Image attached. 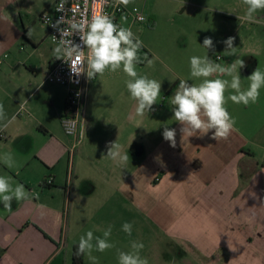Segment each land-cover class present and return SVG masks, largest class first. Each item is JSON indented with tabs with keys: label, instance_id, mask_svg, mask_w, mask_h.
Segmentation results:
<instances>
[{
	"label": "crops",
	"instance_id": "crops-1",
	"mask_svg": "<svg viewBox=\"0 0 264 264\" xmlns=\"http://www.w3.org/2000/svg\"><path fill=\"white\" fill-rule=\"evenodd\" d=\"M170 1L185 11L190 5L196 13L183 14V24L171 27L167 22L175 20L160 15L169 4L150 6L149 0H133L126 8L141 4L151 16L143 25L155 33L164 22L169 34L183 27L187 52L201 57L207 54L203 35L209 14L235 17L237 5L242 4V0ZM56 2L0 0V59L4 53L17 52L21 43L30 51L29 59L34 53L40 57L39 63L28 64L17 55L0 68V103L9 119L15 116L0 132V155L11 153L15 163L9 168L0 162V175L38 194L18 202L13 198L10 211L0 202V264H72L80 236L93 231L102 237L109 225L113 226L110 241H117L119 248L115 255L93 251L98 264H118L117 250L131 251L132 241L142 242L145 249L144 233L150 230L157 235L153 244L159 246V264H179L185 256L194 264H264V88L255 104L228 100L226 108L236 123L227 140H214V130L204 136H183L169 98L179 79L198 85L202 78L188 74L190 63L161 61L159 50L143 44L150 59L159 61L146 75L161 82V98L151 111L136 116L137 102L125 85L128 77L99 80L97 76L89 82L85 139L76 148L71 170L75 141L61 122L68 91L46 82L60 60L53 56L56 44L48 30L35 36L30 29L42 23L43 13H54ZM238 43L234 39L233 47ZM243 43L224 66L240 57ZM247 50L257 52L252 47ZM259 66L246 63L239 69L243 89ZM231 94L229 88L225 95ZM165 126L176 130L175 147L163 138ZM114 142L127 152L126 165L106 156ZM51 177L53 185L43 186ZM125 222L133 225L131 236L122 231ZM140 255L146 258L141 251ZM84 264H92L87 255Z\"/></svg>",
	"mask_w": 264,
	"mask_h": 264
},
{
	"label": "clouds",
	"instance_id": "clouds-1",
	"mask_svg": "<svg viewBox=\"0 0 264 264\" xmlns=\"http://www.w3.org/2000/svg\"><path fill=\"white\" fill-rule=\"evenodd\" d=\"M85 2L87 3V0ZM107 2L108 0H93L90 18L82 14L79 19L76 16L69 19L65 9L68 0H60L55 10L65 15L60 16L55 23L49 21L61 35L59 40L54 37L56 46L53 49V56L68 63L72 75L79 77L86 73L89 80L103 76L106 72L116 73L122 69L128 77L125 81L126 89L130 97L137 102L135 115L142 117L146 112L151 111L152 106L161 98V82L137 73V64L147 61L148 66H152L154 60L148 59L147 54L141 56L143 42L131 28L115 23L112 16L102 11L103 5ZM132 2L133 0H115L116 5L125 7ZM242 3L246 6L242 18L249 23H260L261 18H258L256 14L264 12V0H242ZM65 24L67 27H60ZM74 34L79 35L81 43H75L70 39ZM233 43V37H228L224 41L225 54L229 56L236 54ZM85 47L88 50L87 54H85ZM203 47L205 49L214 48L213 40L206 37L203 40ZM244 67L245 61L239 58L230 65L224 66L214 62L207 54L202 57L196 55L190 57V76L202 78V82L196 85L189 83L188 80L179 79L178 87L169 98L175 120L183 126L181 128L183 136L191 137L197 133L204 136L210 130H214L212 134L214 140L228 139L235 130L236 123L226 108L228 100L245 106L250 103L255 104L259 99L260 89L264 88V71H261L259 67L247 77L250 82L248 87L242 88L239 69ZM215 74L231 79H210ZM229 88L233 90V94L226 96ZM21 111H23V105ZM13 120L15 116L9 119L3 103H0V132L5 131ZM66 131L70 135L73 134L74 125L67 127ZM175 137L176 130L165 126L163 138L173 147L176 145ZM106 156L118 165H126L129 161L127 152H123L122 146L117 142L108 145ZM0 162L9 168L15 163L11 153L0 155ZM32 196L38 198V194L29 193L23 184L13 185L10 177L0 175V202L3 203L5 209L11 210L13 198L18 202ZM112 227L109 225L103 230L102 237L94 236L93 231L80 236L76 255H87L92 264H98V258L93 255V251L103 253L116 247L110 241ZM132 228V223L122 224V231L129 236L132 234ZM130 248L131 251L128 252L117 250L118 264H149L148 260L140 255V251L144 248L142 242L132 241Z\"/></svg>",
	"mask_w": 264,
	"mask_h": 264
},
{
	"label": "rangeland",
	"instance_id": "rangeland-1",
	"mask_svg": "<svg viewBox=\"0 0 264 264\" xmlns=\"http://www.w3.org/2000/svg\"><path fill=\"white\" fill-rule=\"evenodd\" d=\"M151 1V5H159L166 6L169 4L168 9L161 10L160 15L161 18L165 16L168 20L172 19L175 20L173 23L167 22L168 26L174 27L175 25H182L183 21V14H193L195 12V8L188 5L187 11L183 7H178L177 5L171 3L170 0H149ZM214 2L211 4L213 5ZM140 10H142L147 19L148 22L150 21V14L148 11L143 9V6L141 4H135L133 5ZM224 4H222L221 7H223ZM231 6H233L231 4ZM238 11L235 12V17L231 16H222L213 14H209L210 21L207 28L204 30V38L203 40L208 37L213 40L214 48L212 49H205L208 57L212 59L214 62L220 63L221 65H224L226 62L231 60V57L227 54H224L223 51L220 49L221 43L225 40V35H229V37L232 36L233 33H237V35H234V39L236 41L239 40V43L236 44V51L241 50L242 42L244 49L239 57V59H243L245 61V64H260V70L264 71V12H258L256 16L258 18H261L260 23H249L245 21L242 17L245 14L246 6L242 3L237 5ZM212 13V12H211ZM183 15V16H182ZM240 17V18H238ZM226 19V23H223L222 20ZM162 20V19H161ZM163 21V20H162ZM42 22V21H41ZM147 22V23H148ZM124 27H129L133 31V33L139 37V39L143 42V44L148 46H154L157 50H159L158 55L162 56L161 61L173 63V64H180V63H190V57L194 56V54H191L190 52H187V39L185 38V34L183 33V27L179 31H173L169 34L167 30V24L164 22L163 25H161L159 31L156 33L153 32L148 26L143 27L141 25H135L130 26L129 22L123 20L122 21ZM189 25L193 26L194 24L191 22ZM141 26V27H140ZM31 32L35 36H41L43 32L46 30V25L42 23H38L36 26L30 27ZM20 44L17 52L16 51H9L7 53H4L3 59H0V68H5L7 63L16 60L17 55H21L22 60H28L32 62H40L39 54L34 53V56L29 55L30 51L26 50L25 48L21 46ZM256 50L257 52L252 53L251 51L247 50V48H251ZM15 50V49H14ZM5 54H7L5 58ZM240 54V53H239ZM217 57H221L220 59H217ZM230 59V60H229ZM24 62V61H23ZM159 61L158 59L153 63V66L150 67L149 70H145V65H139L136 66V71L139 75H146L148 72L150 73L151 70H154L158 67ZM178 68L177 66H175ZM24 70L26 68L24 67ZM21 68V71H24ZM146 71V72H145ZM185 71V70H184ZM169 74V72L167 73ZM190 74V73H188ZM111 76H119V77H127L122 69L118 70L116 73L106 72L103 76H99V80H107L108 77ZM219 74H215L210 79L218 78ZM200 79V78H199ZM149 232V233H148ZM146 236V247L145 249L141 250L143 252L144 257L148 260L149 264H159L157 261V255L159 253V246L154 245L153 242L156 241L157 235L154 231H147V233H144ZM117 241L114 242L116 245L115 248L106 250L103 253L113 254L115 255L114 251L119 248L117 245ZM190 258H187L186 256L183 258V260L179 261V264H194L193 262L190 263ZM208 264V263H205ZM212 264V263H211Z\"/></svg>",
	"mask_w": 264,
	"mask_h": 264
},
{
	"label": "built area",
	"instance_id": "built-area-1",
	"mask_svg": "<svg viewBox=\"0 0 264 264\" xmlns=\"http://www.w3.org/2000/svg\"><path fill=\"white\" fill-rule=\"evenodd\" d=\"M60 2L57 0L56 5ZM93 7V0H68V3L65 5L67 16L70 19L72 16H76L77 19L81 18L82 14L91 17ZM71 9V10H70ZM102 11L109 14L113 17L114 22L124 26L122 21L125 20L129 22V25H143L148 22V19L145 13L137 7L132 9H127L123 5H116L115 0H108L106 4L103 5ZM65 13L57 12L54 9V13H43L40 17V20L46 25L48 30V36L50 40L54 43V37L57 40L61 38L60 32L57 28L52 27L49 23L51 20L52 23ZM61 28L67 27V24L60 25ZM75 43H81L79 35L74 34L70 37ZM55 44V43H54ZM87 49L85 47V54H87ZM221 57H219L220 59ZM96 79V78H95ZM95 79L89 80L86 77V73L76 77L71 74L69 64L63 60L57 61L54 66L50 69L46 82L50 84H57L67 88L68 97H67V111L61 118L62 126L67 136L74 139L75 144L70 151L71 163L70 169H73V160L76 148L81 145L85 139V119H86V102H87V90L86 85L89 82L94 81ZM71 123H68V122ZM74 125L75 132L73 134H68L66 131L67 127H72ZM44 185H52L53 178L46 179Z\"/></svg>",
	"mask_w": 264,
	"mask_h": 264
},
{
	"label": "trees",
	"instance_id": "trees-1",
	"mask_svg": "<svg viewBox=\"0 0 264 264\" xmlns=\"http://www.w3.org/2000/svg\"><path fill=\"white\" fill-rule=\"evenodd\" d=\"M140 54H141L142 57H143L144 54H147L148 59L151 58V55L144 48L141 49ZM146 64H147V61H144L143 63H140L139 65L143 66V65H146ZM43 186H45V185L43 184ZM77 246L78 245H76L74 247V250H73V262H72V264H84V255H81V256H77L76 255Z\"/></svg>",
	"mask_w": 264,
	"mask_h": 264
}]
</instances>
